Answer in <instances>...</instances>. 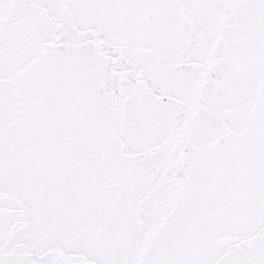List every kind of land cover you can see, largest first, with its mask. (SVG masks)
Listing matches in <instances>:
<instances>
[{
    "label": "snow or ice",
    "instance_id": "snow-or-ice-1",
    "mask_svg": "<svg viewBox=\"0 0 264 264\" xmlns=\"http://www.w3.org/2000/svg\"><path fill=\"white\" fill-rule=\"evenodd\" d=\"M0 264H264V0H0Z\"/></svg>",
    "mask_w": 264,
    "mask_h": 264
}]
</instances>
